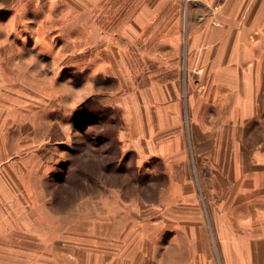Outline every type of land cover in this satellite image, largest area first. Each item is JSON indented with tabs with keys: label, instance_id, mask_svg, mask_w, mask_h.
Wrapping results in <instances>:
<instances>
[{
	"label": "crops",
	"instance_id": "0c3cea01",
	"mask_svg": "<svg viewBox=\"0 0 264 264\" xmlns=\"http://www.w3.org/2000/svg\"><path fill=\"white\" fill-rule=\"evenodd\" d=\"M39 1L44 17L62 19L58 31L70 36L41 43L54 50L50 65L24 64L28 80L43 82L42 102L31 106L35 96L3 92L30 109L18 115L7 103L0 122V264H63V235L47 233L45 223L36 227L16 194L46 189L47 154L39 151L50 139L61 143L72 128L80 98H90L93 72L111 78L106 105L121 116L124 152L138 170L160 164L166 179L160 189H170L167 217L150 223L157 226L151 238L168 224L167 240L181 257L264 264V0ZM9 74L0 67V86ZM51 96L68 114L55 118L49 134L46 117L38 121L32 152L14 124L31 129V114L46 113ZM142 234L136 221L126 224L95 252V264H133L144 253L137 248ZM67 249L70 264H78Z\"/></svg>",
	"mask_w": 264,
	"mask_h": 264
},
{
	"label": "rangeland",
	"instance_id": "374dc122",
	"mask_svg": "<svg viewBox=\"0 0 264 264\" xmlns=\"http://www.w3.org/2000/svg\"><path fill=\"white\" fill-rule=\"evenodd\" d=\"M43 3L39 0H0V67L10 72V80L0 86V122L6 119L7 103L9 106L12 102L15 104L18 115L22 109H30L16 102L22 99L14 96L12 101L6 98L3 93L6 90L35 96L31 99L37 102L31 106L42 102L37 92L39 95L43 82L38 81V76L28 80L29 77L23 74L24 64L30 65L31 69L40 64L50 65L54 50H42L41 43L62 42L70 36L58 31L62 19L44 17ZM93 73L89 79L90 98H80L85 102L78 107L72 128L67 130L63 141L56 143L50 139L39 151L47 154L46 178L41 180L46 189H28L27 193L16 196L26 201L36 227L45 223L47 233L63 235V264H70V249H67L70 247L78 254V264H95V252L102 253L108 239L118 237L132 221H136L144 235L142 246L137 247L144 253L136 256L133 264H202L203 259L179 256L181 252L175 250L177 244L167 240L172 234V229H167L171 228L168 224L164 225L166 230L161 236L151 238L149 235L157 228L149 227L150 223L167 217L168 211L164 207L170 198L167 194L170 189H160L166 184L159 171L160 164L155 162L149 168L138 170L133 155L124 152L119 139L121 116L116 108L106 105L111 95V78ZM47 100L46 113L44 108L40 114L32 115L34 109L30 113L34 118L31 129L23 130L20 121L14 124L15 131H20L21 138L32 152H38V121H45L46 117V133L49 134L54 131L49 126L55 118L60 120L62 114H68L64 113L66 108L59 97L51 96ZM59 110L61 112L57 114ZM43 132L41 129L40 133ZM28 139L36 142L35 148L34 141L30 143ZM24 151L25 148L19 149L20 153ZM151 167L155 169L153 172ZM32 183L38 187V177H34ZM30 244L37 249L40 243L31 240ZM169 251L174 256H169ZM210 262L221 264L215 255L207 258V264Z\"/></svg>",
	"mask_w": 264,
	"mask_h": 264
},
{
	"label": "built area",
	"instance_id": "2783aa9c",
	"mask_svg": "<svg viewBox=\"0 0 264 264\" xmlns=\"http://www.w3.org/2000/svg\"><path fill=\"white\" fill-rule=\"evenodd\" d=\"M225 0H218L215 4L216 5H220L221 3H223Z\"/></svg>",
	"mask_w": 264,
	"mask_h": 264
}]
</instances>
